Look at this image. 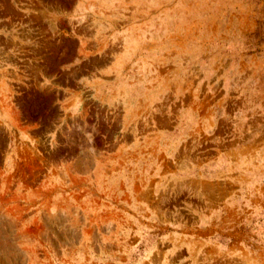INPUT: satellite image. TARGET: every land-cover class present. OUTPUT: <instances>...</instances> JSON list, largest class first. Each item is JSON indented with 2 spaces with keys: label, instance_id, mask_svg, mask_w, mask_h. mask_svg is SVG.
I'll return each mask as SVG.
<instances>
[{
  "label": "rangeland",
  "instance_id": "obj_1",
  "mask_svg": "<svg viewBox=\"0 0 264 264\" xmlns=\"http://www.w3.org/2000/svg\"><path fill=\"white\" fill-rule=\"evenodd\" d=\"M0 264H264V0H0Z\"/></svg>",
  "mask_w": 264,
  "mask_h": 264
}]
</instances>
